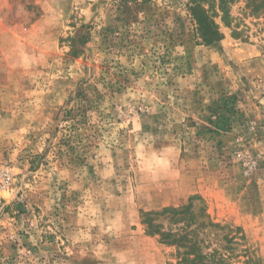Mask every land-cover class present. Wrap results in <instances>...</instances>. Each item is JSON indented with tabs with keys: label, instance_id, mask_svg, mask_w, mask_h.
<instances>
[{
	"label": "rangeland",
	"instance_id": "obj_1",
	"mask_svg": "<svg viewBox=\"0 0 264 264\" xmlns=\"http://www.w3.org/2000/svg\"><path fill=\"white\" fill-rule=\"evenodd\" d=\"M190 3L0 0V264H179L143 213L196 196L264 264V15Z\"/></svg>",
	"mask_w": 264,
	"mask_h": 264
},
{
	"label": "trees",
	"instance_id": "obj_2",
	"mask_svg": "<svg viewBox=\"0 0 264 264\" xmlns=\"http://www.w3.org/2000/svg\"><path fill=\"white\" fill-rule=\"evenodd\" d=\"M209 0H191L189 11L195 25V35L200 45H218L224 38L221 24L233 29V36L239 38L242 34L238 31L235 18L232 15L231 4L236 0H218V11L216 16L220 18L221 24L217 23L214 15L206 5ZM247 9L252 16L264 15V0H248ZM191 203L181 208H167L163 212L143 213V224L146 233L151 236H159L163 244L174 245L178 251L179 264H233L230 259L233 257L232 247L236 238L234 232L228 227L214 223L206 214L205 207L195 206L194 202L199 201V197H192ZM164 217L173 224L164 230V226L158 219ZM183 224L184 227L173 228ZM222 239L226 242L224 246L209 252L211 248L208 237H218L219 232L227 231ZM231 233L233 235H231ZM220 241V240H216ZM246 260L243 264H260L261 259L253 252L245 251Z\"/></svg>",
	"mask_w": 264,
	"mask_h": 264
},
{
	"label": "built area",
	"instance_id": "obj_3",
	"mask_svg": "<svg viewBox=\"0 0 264 264\" xmlns=\"http://www.w3.org/2000/svg\"><path fill=\"white\" fill-rule=\"evenodd\" d=\"M5 176V182H7V184L10 182V177L8 175H4Z\"/></svg>",
	"mask_w": 264,
	"mask_h": 264
}]
</instances>
